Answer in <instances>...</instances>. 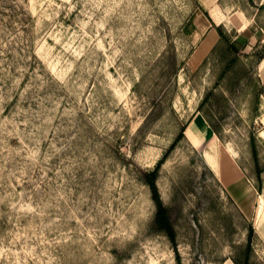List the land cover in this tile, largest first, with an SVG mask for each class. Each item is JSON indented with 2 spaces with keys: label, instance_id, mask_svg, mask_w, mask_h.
<instances>
[{
  "label": "rangeland",
  "instance_id": "rangeland-1",
  "mask_svg": "<svg viewBox=\"0 0 264 264\" xmlns=\"http://www.w3.org/2000/svg\"><path fill=\"white\" fill-rule=\"evenodd\" d=\"M262 57L264 0H0V264H264L185 134L264 191Z\"/></svg>",
  "mask_w": 264,
  "mask_h": 264
},
{
  "label": "crops",
  "instance_id": "crops-1",
  "mask_svg": "<svg viewBox=\"0 0 264 264\" xmlns=\"http://www.w3.org/2000/svg\"><path fill=\"white\" fill-rule=\"evenodd\" d=\"M258 75L264 82V57L258 62ZM193 124L194 133L199 132L196 139L189 133ZM185 134L191 144L199 149L205 163L214 172L238 208L252 221L260 250L264 255V191L258 190L234 153L222 146L220 138L202 113L196 112L193 115L185 129ZM261 135L264 137V129ZM220 264H236V262L232 258H227Z\"/></svg>",
  "mask_w": 264,
  "mask_h": 264
},
{
  "label": "trees",
  "instance_id": "trees-1",
  "mask_svg": "<svg viewBox=\"0 0 264 264\" xmlns=\"http://www.w3.org/2000/svg\"><path fill=\"white\" fill-rule=\"evenodd\" d=\"M218 31L220 32V34L222 33L220 28L217 27ZM216 44L212 47V50L215 48ZM203 115L205 116V118L207 119L206 115L203 113ZM208 120V119H207ZM215 130V129H214ZM215 132H217L215 130ZM219 137V136H218ZM154 185V184H153ZM154 197L156 199L157 202V216H156V225L158 228L160 229H165L166 232L168 233L169 236H171V238H174V231H173V227L168 219V214H167V210L166 208L163 206V204L161 203L158 193L156 191V188L154 187ZM236 262V264H239L238 261L234 260Z\"/></svg>",
  "mask_w": 264,
  "mask_h": 264
},
{
  "label": "bare ground",
  "instance_id": "bare-ground-1",
  "mask_svg": "<svg viewBox=\"0 0 264 264\" xmlns=\"http://www.w3.org/2000/svg\"><path fill=\"white\" fill-rule=\"evenodd\" d=\"M196 61H197V62L199 61V59H198L197 57H196L194 63H195ZM193 126H194V124L190 127L189 133H190V135H191L192 137H194V138L196 139V138L199 136V132L194 133Z\"/></svg>",
  "mask_w": 264,
  "mask_h": 264
}]
</instances>
